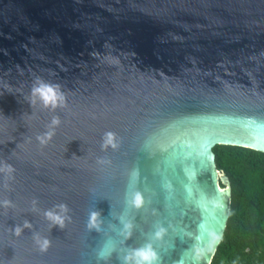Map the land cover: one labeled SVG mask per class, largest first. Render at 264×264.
I'll use <instances>...</instances> for the list:
<instances>
[{"label":"water","instance_id":"obj_1","mask_svg":"<svg viewBox=\"0 0 264 264\" xmlns=\"http://www.w3.org/2000/svg\"><path fill=\"white\" fill-rule=\"evenodd\" d=\"M37 77L64 106L32 102ZM217 145L264 152V0H0L2 264H97L105 243L107 264L147 244L212 264L232 197ZM58 204L64 227L44 215Z\"/></svg>","mask_w":264,"mask_h":264},{"label":"trees","instance_id":"obj_2","mask_svg":"<svg viewBox=\"0 0 264 264\" xmlns=\"http://www.w3.org/2000/svg\"><path fill=\"white\" fill-rule=\"evenodd\" d=\"M217 167L231 180V210L212 264H264V152L214 148Z\"/></svg>","mask_w":264,"mask_h":264},{"label":"clouds","instance_id":"obj_3","mask_svg":"<svg viewBox=\"0 0 264 264\" xmlns=\"http://www.w3.org/2000/svg\"><path fill=\"white\" fill-rule=\"evenodd\" d=\"M31 94L33 97V103L38 99L44 107L56 109L57 107H62L66 103V97L60 86L57 84H52L43 81L37 77L34 83ZM60 124L58 117H53L50 124V130L45 132L43 135L38 136L37 139L41 144H46L53 135L55 134V128ZM104 147L111 146L115 148L116 138L115 133L107 132L105 133ZM14 168L12 165L0 163V172L12 173ZM132 203L136 207H140L144 203V197L141 192H136L133 196ZM36 202L33 201L35 206ZM0 205L8 207L11 205V201L3 200L0 201ZM68 207L66 204H58L53 209H49L44 212L45 217L51 221L54 225H59L60 227L65 226V222L69 221L71 218L67 215ZM102 218L101 213L98 211H93L89 215L88 228L89 230L95 229L96 231H101ZM31 222L25 221L23 225H17L14 229L15 235L19 236L22 234L25 228H31ZM131 224H125L124 230L126 237L131 236ZM164 229H161L156 233L157 237L162 236ZM34 239L39 247L40 251H47L51 245V241L47 237H40L39 234H34ZM111 255V247L108 243H105L97 252V264H107L108 257ZM2 264V262H0ZM122 264H159L158 253L152 244H147L144 247L132 249L127 255L124 256Z\"/></svg>","mask_w":264,"mask_h":264}]
</instances>
